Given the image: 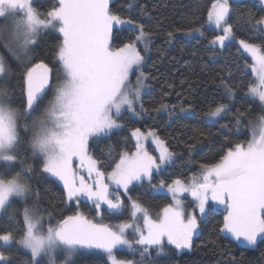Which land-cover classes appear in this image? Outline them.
Returning <instances> with one entry per match:
<instances>
[{
	"label": "snow or ice",
	"instance_id": "obj_1",
	"mask_svg": "<svg viewBox=\"0 0 264 264\" xmlns=\"http://www.w3.org/2000/svg\"><path fill=\"white\" fill-rule=\"evenodd\" d=\"M43 2L0 0V18H10L14 25L10 32L0 28V47L22 67L14 73L0 55V264H13L14 247L27 253L21 264H74L78 252L93 249L102 254L99 264H158L169 247L191 248L200 227L197 211L205 216L211 210L210 201L222 205L226 213L219 231L256 246L258 238H264V0H259V12H253L246 0H214L206 20L186 32L203 36L205 24L213 26L222 33L208 41L213 50L228 48L235 40V29L251 30L260 38L259 44L239 41L252 60L242 71L246 76L250 69L258 80V86L248 88L247 97L258 103L259 114L253 116L246 109L231 117L238 131L252 116L248 119L252 138L230 143L214 162L201 163L199 174L188 177L187 183L176 178L156 184L154 174L166 173L180 154L170 151L155 132L134 129V151L113 156L109 146L107 167L103 154L100 158L89 154L94 141L110 139L124 127L125 114L142 117L146 113L142 92L148 77L143 71L136 75L145 61L138 45L143 44L146 52L152 33L130 15L114 12L110 0H50L48 8H41ZM128 8L132 10L133 5ZM117 25L128 26L136 35L113 48ZM50 33L58 37L54 52L58 77L49 64L33 59L40 37ZM173 36L169 31L168 37ZM235 79L230 66L227 75L219 76L218 88L228 103L210 105L204 113L210 121L218 124L231 112L238 90ZM154 111H165L170 118L176 114L174 106L164 103ZM191 111L180 107L181 113ZM221 130L231 128L221 124ZM148 137L154 138L158 155L144 146ZM186 147L191 155L196 144ZM74 158L86 170L87 179L74 171ZM50 180L62 183L68 202L78 205L86 197L93 212L119 217L127 210L128 218L114 225L94 223L80 212L54 219L48 208L41 207L43 196L33 186V181L39 185ZM145 181L154 192L167 187L174 201L156 219L139 197L129 194L135 184ZM184 193L196 203L191 214L178 198ZM18 202L23 206L14 207ZM121 246L139 259H118Z\"/></svg>",
	"mask_w": 264,
	"mask_h": 264
},
{
	"label": "trees",
	"instance_id": "obj_2",
	"mask_svg": "<svg viewBox=\"0 0 264 264\" xmlns=\"http://www.w3.org/2000/svg\"><path fill=\"white\" fill-rule=\"evenodd\" d=\"M213 1L113 0L110 3L114 12L121 16L130 15L143 23L145 29L152 33V37L146 52L143 50L144 46L138 45L145 57L142 69L148 77V89L142 98L146 113L139 118H130L125 114L122 129L110 139L94 141L89 148L90 155L100 158L103 154L106 167L111 162V157L108 156L109 146L114 150L113 156L120 151L135 150V139L131 137V132L136 128L155 132L159 138L167 142L170 151L180 154L173 167L168 168L166 173L154 174L153 184L160 180L171 183V180L176 178L187 181V178L193 174H199L201 163L214 162L222 149L230 143L250 140L251 128L248 126V119L253 117H247L238 131L231 117L237 110L244 112L246 109H250L253 116L259 114L258 103L247 97L248 88L253 85L255 75L250 69L246 76L242 71V66L245 63L251 64L252 60L241 50L239 41L245 40L259 44L260 38L251 30L235 29V40L229 44L228 48L221 50L217 47L213 50L209 47L208 41L214 35L222 34L214 27L205 24L203 36L198 35L188 39L182 35L193 27H199L200 22L206 20L207 10L210 9ZM49 3L50 0H44L40 7L48 8ZM246 3L253 12H259L262 7L256 0H246ZM129 4L133 5L132 10L128 8ZM253 4L255 7H252ZM177 28L181 30L175 31ZM169 31L174 32L171 39L168 37ZM135 35V32L128 30V26L115 28L112 39L113 48L129 42ZM57 42L58 37L55 34L42 35L33 49V59L34 62L43 60L49 64L58 77L60 76L59 65L54 61ZM212 51L216 54L212 55ZM0 54L14 73L18 74L22 71L21 65L3 47H0ZM229 66L233 76L236 77L234 83L238 86L237 96L230 105L231 112L220 120V123H212L206 119L204 113L210 105L228 103L227 100L222 99V89H219L218 85L219 76L227 75ZM160 103L167 104L170 108L174 106L175 116L170 118L165 111H154L159 108ZM180 107L191 108L192 111L190 114H179ZM221 124H228L231 130L222 131ZM190 144H196L191 155L188 154L186 147ZM189 160L192 161L191 164L188 163ZM33 186L39 187L43 196L41 207L48 208L54 219L80 212L93 220L95 214L92 211L93 206L80 199L78 205L75 201L68 202L64 198L63 188L56 181H41L39 185L33 181ZM166 190L167 187L154 192L145 181L143 184L134 185L129 194L133 198L139 197L149 213L156 215L171 203V196ZM22 206L19 202L14 205L16 208ZM219 207L222 208V206ZM221 208L210 206L211 210L207 211L205 216L199 217L200 227L192 238L191 248L169 247L165 250L166 258L159 260L158 264H264V238H258L256 246H243L219 231L224 216V210ZM100 214L104 222L112 224L128 218L124 212L119 217L110 215L106 211ZM98 253L95 249L82 250L73 257V262L74 264H99L101 255ZM11 254L13 264H21L27 258V253L22 248L14 247ZM116 256L118 259H135V256L123 246L117 250Z\"/></svg>",
	"mask_w": 264,
	"mask_h": 264
},
{
	"label": "rangeland",
	"instance_id": "obj_3",
	"mask_svg": "<svg viewBox=\"0 0 264 264\" xmlns=\"http://www.w3.org/2000/svg\"><path fill=\"white\" fill-rule=\"evenodd\" d=\"M113 0H110V3L112 2ZM258 3H259V0H256ZM214 2V1H213ZM260 4V3H259ZM262 6V5H261ZM11 23H12V20L10 19V18H0V28H3V29H5L6 31H12L13 29H14V25H12L11 26ZM210 26V25H209ZM121 26L120 25H117L116 26V28H120ZM211 27H213V26H211ZM185 38H188V39H190V38H192V37H194V36H198L199 34L198 33H193L192 35H187L186 34V32H184L183 34H182ZM140 46H143V44H140ZM240 46V45H239ZM240 48H241V46H240ZM5 50V49H4ZM241 50L243 51V49L241 48ZM6 51V50H5ZM246 54V53H245ZM1 55V54H0ZM139 71H143V69H142V67L137 71V73H136V75H138L139 74ZM144 73V72H143ZM60 75H61V73H60ZM255 75V74H254ZM132 80H133V83L135 82V76H133L132 77ZM145 84L147 85L146 86V88L143 90V92H142V98H143V96H144V94L147 92V89H148V84H147V80L145 81ZM252 86H258V80H257V78H256V76L254 77V83H253V85ZM51 97V93H49V98ZM179 114H190V113H181L180 111H179ZM128 117H130V118H139V117H136V116H133V115H131V114H126ZM206 117V116H205ZM206 119L209 121V122H212V121H210L209 120V118L208 117H206ZM122 122V121H121ZM123 123V122H122ZM212 123H214V122H212ZM141 132L142 133H148V132H153V131H142L141 130ZM252 138V131H251V136H250V139ZM153 137H148V139L146 140V141H144V146L147 148V150L149 151V153L150 154H152V155H158V151L156 150V145H155V143L153 142ZM30 161H32L31 159H29V162L28 163H30ZM73 169H74V171H76L77 172V174L78 175H84L85 176V178L87 179V172H86V170H84V169H81V167H80V162H79V160L78 159H75L74 158V161H73ZM62 188H63V185H62V183L61 182H59V181H56ZM90 182V181H89ZM186 183L188 182V180L187 181H185ZM137 184H139V183H137ZM136 185V184H135ZM162 190V189H161ZM160 192V191H159ZM162 192V191H161ZM166 192H167V190H166ZM168 193V192H167ZM170 196H171V194L170 193H168ZM181 201H182V206H183V210L187 213V214H191L192 212H193V210L194 209H196V203L194 202V200H193V198L191 197V195L189 194V193H184V194H180L179 195V197H178ZM80 200L82 201H85V202H87V203H89V205H92V203H91V201H88L87 200V198L86 197H81L80 198ZM170 204H174V201H173V199H172V196H171V203ZM169 205V204H168ZM210 206H212V207H215V208H221V207H219V206H222V205H218V204H216L215 202H211L210 201ZM105 208H106V206H105ZM221 209H223L224 210V207L222 206V208ZM124 214L125 215H127L128 216V211L127 210H125L124 211ZM226 213H225V210H224V215H225ZM101 214L99 213V214H97V213H95L94 214V216H93V222L94 223H103V224H112V223H107V222H104V220H102V218H101V216H100ZM160 215H162V211L161 212H159L158 214H156V215H151L152 216V218L153 219H156L158 216H160ZM199 217H200V215H199V213H198V211H197V219H199ZM116 224V223H115ZM112 225H114V224H112ZM224 233V232H223ZM196 233H194V235H195ZM225 235H227V236H229L230 238H232V239H234L230 234H228V233H224ZM194 235H193V237H194ZM192 237V238H193ZM128 239L129 240H132V239H134V236L132 235V233H131V230H129V233H128ZM235 240V239H234ZM238 244H240V245H243V246H249V245H247V243L245 242V241H243V240H240V241H237V240H235ZM98 252H99V250H98ZM102 255V254H101ZM62 259V258H61ZM134 259V258H133ZM135 259H139V257H138V255L137 256H135Z\"/></svg>",
	"mask_w": 264,
	"mask_h": 264
},
{
	"label": "water",
	"instance_id": "obj_4",
	"mask_svg": "<svg viewBox=\"0 0 264 264\" xmlns=\"http://www.w3.org/2000/svg\"><path fill=\"white\" fill-rule=\"evenodd\" d=\"M122 247V246H121Z\"/></svg>",
	"mask_w": 264,
	"mask_h": 264
}]
</instances>
